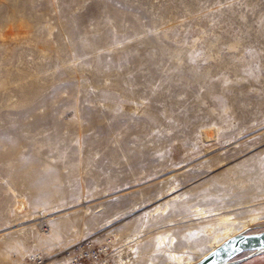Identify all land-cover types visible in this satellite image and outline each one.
I'll use <instances>...</instances> for the list:
<instances>
[{
	"label": "rangeland",
	"instance_id": "374dc122",
	"mask_svg": "<svg viewBox=\"0 0 264 264\" xmlns=\"http://www.w3.org/2000/svg\"><path fill=\"white\" fill-rule=\"evenodd\" d=\"M262 204L264 0H0V264L198 262L194 208Z\"/></svg>",
	"mask_w": 264,
	"mask_h": 264
},
{
	"label": "bare ground",
	"instance_id": "6f19581e",
	"mask_svg": "<svg viewBox=\"0 0 264 264\" xmlns=\"http://www.w3.org/2000/svg\"><path fill=\"white\" fill-rule=\"evenodd\" d=\"M173 192V191H172ZM171 192V194H172ZM175 193V192H173ZM170 194V195H171ZM173 195V194H172ZM175 201L176 199H180L179 196H175L173 198ZM243 200V199H242ZM166 207L165 208H158L155 209L153 212L147 213L146 216H144V224L146 225V223L148 222L147 218L150 217H154V215H156L155 213L162 211L165 213L168 209L169 203H166ZM78 205V204H77ZM256 206V205H255ZM261 206H263V208H259L260 210H257V208H255V210L257 211V213H253L251 214V212L249 214H251L249 216L245 215L248 218H238L236 217V214L233 213H229V214H223V213H217V212H206L204 209L202 208H194L193 209V213H194V220L193 221H197L196 224L198 225L195 228H191L189 230H187L186 235L189 237L190 240H197L199 241V239L201 240V238H204V240L202 241H206L205 243L208 244V252L204 253V255L201 257V259L198 261H202L205 257H207L210 253H212L213 251H215L216 249L222 247L224 244H226L228 241H230L231 239H233L234 237H237L239 235L245 234L242 233L243 231H245L246 229H248L249 227L255 226L256 224L260 223V220L262 219L261 216L264 215V205L262 204ZM257 207V206H256ZM248 208V207H247ZM250 209V207H249ZM253 210V209H252ZM221 211V210H220ZM239 211V210H238ZM248 211V210H247ZM238 213V212H237ZM241 213V212H239ZM238 213V215H240ZM248 213V212H247ZM242 214V213H241ZM237 215V216H238ZM241 217V216H239ZM37 218V217H36ZM140 218V217H139ZM152 219V218H151ZM192 219V218H191ZM190 219V220H191ZM187 220V219H186ZM185 220V221H186ZM189 220V219H188ZM49 220L43 222L46 223ZM182 221V220H181ZM263 221V220H262ZM202 222V223H201ZM43 223H38L37 225H42ZM182 223V222H181ZM186 223V222H185ZM194 223V222H193ZM192 223V224H193ZM111 224V223H110ZM148 224V223H147ZM189 224V223H188ZM174 225H169V228H173ZM192 226V225H191ZM195 226V225H194ZM193 226V227H194ZM145 227V226H144ZM167 228V227H166ZM24 229V228H23ZM22 230V228L20 229ZM23 232V230H22ZM26 232V231H25ZM21 233V232H20ZM242 233V234H241ZM22 234V233H21ZM141 234V233H140ZM137 238H132L128 239V242L125 243L126 246L130 245V244H134L136 242H139V235ZM133 237V236H132ZM135 237V236H134ZM156 237V250L154 251L156 254H159L162 252V249L166 246H168L170 248V246L175 245V243L178 241L177 238L175 237V235L173 236L171 234V230L168 231L167 234L165 235H158L155 236ZM181 237V236H180ZM58 238V234L55 232L54 235V239ZM196 241V242H197ZM201 241V242H202ZM183 242V241H182ZM195 242V243H196ZM199 242V245L200 243ZM114 243V242H113ZM194 243V242H193ZM198 243V242H197ZM203 243V242H202ZM124 244V245H125ZM168 244V245H167ZM136 246V244H134ZM194 245V244H193ZM198 245V246H199ZM196 246V247H198ZM132 247V246H131ZM134 247V246H133ZM195 247V246H194ZM135 248V247H134ZM136 249V248H135ZM183 249V248H182ZM197 249V248H196ZM131 250H133V248H131ZM164 250V249H163ZM187 250V249H186ZM182 251V250H181ZM180 251V252H181ZM134 252V251H133ZM136 253V252H135ZM154 253V254H155ZM166 253V251H165ZM128 255V254H127ZM168 257V263L169 264H197L198 262H196L193 257L191 255H189V253L187 251H183L181 253H177V252H168V254H166ZM137 256V255H136ZM130 257V256H129ZM122 258V257H121ZM137 258V257H136ZM160 259V258H159ZM42 260L39 257L38 264H41ZM148 264H154L153 261H150Z\"/></svg>",
	"mask_w": 264,
	"mask_h": 264
},
{
	"label": "water",
	"instance_id": "95a60500",
	"mask_svg": "<svg viewBox=\"0 0 264 264\" xmlns=\"http://www.w3.org/2000/svg\"><path fill=\"white\" fill-rule=\"evenodd\" d=\"M264 253V232L242 234L216 249L197 264H244ZM241 256L244 259L236 261Z\"/></svg>",
	"mask_w": 264,
	"mask_h": 264
},
{
	"label": "built area",
	"instance_id": "2783aa9c",
	"mask_svg": "<svg viewBox=\"0 0 264 264\" xmlns=\"http://www.w3.org/2000/svg\"><path fill=\"white\" fill-rule=\"evenodd\" d=\"M66 264H114V255L110 245L100 246L87 242L67 253Z\"/></svg>",
	"mask_w": 264,
	"mask_h": 264
}]
</instances>
